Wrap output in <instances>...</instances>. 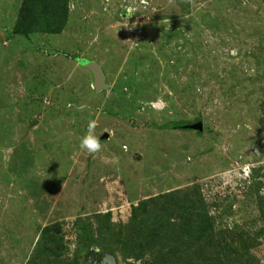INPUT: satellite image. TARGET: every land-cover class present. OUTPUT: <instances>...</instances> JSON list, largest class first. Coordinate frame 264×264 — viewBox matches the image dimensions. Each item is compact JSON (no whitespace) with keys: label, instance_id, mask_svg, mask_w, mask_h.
Segmentation results:
<instances>
[{"label":"rangeland","instance_id":"obj_1","mask_svg":"<svg viewBox=\"0 0 264 264\" xmlns=\"http://www.w3.org/2000/svg\"><path fill=\"white\" fill-rule=\"evenodd\" d=\"M22 1L0 0V264H264V0H54L26 34Z\"/></svg>","mask_w":264,"mask_h":264},{"label":"trees","instance_id":"obj_2","mask_svg":"<svg viewBox=\"0 0 264 264\" xmlns=\"http://www.w3.org/2000/svg\"><path fill=\"white\" fill-rule=\"evenodd\" d=\"M54 0H23L21 4V9L19 13V17L15 24V31L21 34H26L33 30L32 26L34 25V22L36 20V17L34 16V7L37 4H44L47 6H52ZM57 5L60 6L61 1H57ZM65 0H62V10L63 13L61 14L62 20H64L65 14ZM51 21L52 19H48ZM47 32H59L60 27L56 25H52V28L49 29L48 27Z\"/></svg>","mask_w":264,"mask_h":264},{"label":"clouds","instance_id":"obj_3","mask_svg":"<svg viewBox=\"0 0 264 264\" xmlns=\"http://www.w3.org/2000/svg\"><path fill=\"white\" fill-rule=\"evenodd\" d=\"M95 127V121H90L88 124V132L80 141L81 148L86 149L90 153H95L102 147L99 138L94 133Z\"/></svg>","mask_w":264,"mask_h":264},{"label":"water","instance_id":"obj_4","mask_svg":"<svg viewBox=\"0 0 264 264\" xmlns=\"http://www.w3.org/2000/svg\"><path fill=\"white\" fill-rule=\"evenodd\" d=\"M88 68L94 75V87L96 90H100L105 86V75L98 63L90 62L87 64Z\"/></svg>","mask_w":264,"mask_h":264},{"label":"built area","instance_id":"obj_5","mask_svg":"<svg viewBox=\"0 0 264 264\" xmlns=\"http://www.w3.org/2000/svg\"><path fill=\"white\" fill-rule=\"evenodd\" d=\"M244 171L246 172V175H245V176H248V173H249V171H250L249 166L245 167Z\"/></svg>","mask_w":264,"mask_h":264}]
</instances>
